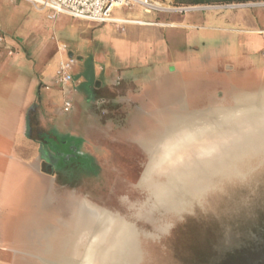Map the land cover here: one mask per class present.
Returning a JSON list of instances; mask_svg holds the SVG:
<instances>
[{
	"label": "crops",
	"instance_id": "1",
	"mask_svg": "<svg viewBox=\"0 0 264 264\" xmlns=\"http://www.w3.org/2000/svg\"><path fill=\"white\" fill-rule=\"evenodd\" d=\"M159 1L173 5L174 0ZM10 3L16 5L12 21L3 24L0 19L5 37L0 45V77L4 76L0 81V192L5 191L8 177L22 173L28 188L38 190L34 201L39 206L52 200L56 186H67L49 156L50 145L60 142L62 135L71 136L76 130L103 146L131 147L142 134L138 128L164 127L181 110L212 108L213 94L208 89L219 85L216 79L240 80L238 72L243 71L248 46L241 39L226 43L219 56L205 57L191 48L178 57L166 38L165 31L178 26L163 18L169 13L116 9L112 17L128 24L98 25L68 16L51 21L48 11H39L26 0ZM20 5L27 7L28 14L20 13ZM244 9L220 16L213 11L206 21L232 25L225 29L231 35L246 32L262 37L264 13ZM46 12L50 22L42 18ZM31 13L34 19L29 26L23 22L16 26L17 15L24 20ZM245 26L255 27L245 30ZM258 47L264 48V40ZM8 50L14 54L9 56ZM65 57L77 61L73 81L58 85L55 72ZM30 69L33 76L27 77ZM66 101L72 104L68 113L63 111ZM118 126L125 133L118 132ZM41 222L37 220V229L43 228Z\"/></svg>",
	"mask_w": 264,
	"mask_h": 264
},
{
	"label": "rangeland",
	"instance_id": "2",
	"mask_svg": "<svg viewBox=\"0 0 264 264\" xmlns=\"http://www.w3.org/2000/svg\"><path fill=\"white\" fill-rule=\"evenodd\" d=\"M15 6L10 0H0V19L3 24L12 21L11 15ZM33 7L36 8L34 5ZM19 9L22 15L28 14L24 5H20ZM244 10L255 15L264 13V8L259 7ZM213 11L219 12L220 16L231 10L209 9L164 15L163 18L178 24L165 31L166 38L178 57L190 52L191 48L196 54L205 57L211 53L219 56L226 43L234 39L243 40L248 47L245 48L243 71L238 72L241 74L240 80L231 78L234 81L225 91H220V85H212L208 90L213 94V108L225 107L226 103L228 107H232L236 100L241 98L237 103L243 102L248 109L246 114L250 113L252 119L258 121L264 114V48L258 47L264 40V35L249 36L246 32L231 35L233 33L225 29H230L232 25L206 21ZM33 15L31 13L30 18L24 20L23 16L17 15L14 20L16 26L22 22L23 25L29 26L33 22ZM42 18L47 19V12L42 14ZM251 27L255 26H245L244 29ZM242 28L235 29L240 31ZM231 67L228 65L226 68ZM11 72L14 73L13 70ZM33 72L30 69L25 74L32 77ZM3 77H0V81ZM219 94L222 96L219 97ZM252 95L256 96L247 97ZM192 113L193 110H181L164 127H143V130L138 128L142 134L135 137L139 141L134 143L135 148L124 144L125 147L116 146V149L103 146L90 137L82 136L76 130H72L71 136L62 135L60 142L54 141L50 145L49 156H53V164L56 170L63 174L67 186H56L52 192V200L42 202L40 206L34 201L39 192L32 190L31 186L28 188L25 183L26 175L15 173L8 177L5 191L0 192V264H59L63 258L76 259L82 248L75 236L80 231L82 216L88 208H100L110 213L120 212L127 217L136 215V210L149 199L142 177L151 163L149 151L156 147L162 135L163 151L158 150L160 153H157L156 157L164 154L168 158L175 152L185 151L190 142L202 134L207 135L210 128L223 130L227 127L224 133L236 134L238 112H221L220 119L213 123H196L194 116L190 115ZM246 114L243 119L247 121L250 116ZM177 129L184 130L185 134H179ZM116 130L125 133L123 127ZM126 130L129 132V128ZM227 141L226 145L220 147L221 156L226 155L228 146L236 145L237 142L242 143V153L255 149V143L247 137V132L242 140ZM210 162L213 161L191 157L175 166L172 171L188 172L192 175L200 172L202 168L208 170ZM158 168L162 172L161 162L158 163ZM256 174L259 176L251 175V178L241 182H221L194 207L193 216L175 224L170 234L162 240L146 243L141 264H211L212 257L223 248L237 250L233 254L228 252L229 260L232 261L228 262L230 264H258L262 258L257 253L254 241H257L264 229V167ZM155 180L159 183L165 182L162 177L156 176ZM74 183L77 184L75 188L68 185ZM194 183L195 187L200 188L205 184ZM37 220L42 221L43 228H36ZM145 230L151 231L152 228L147 226ZM226 233L230 236L229 246L225 245ZM245 257L248 259L245 260Z\"/></svg>",
	"mask_w": 264,
	"mask_h": 264
},
{
	"label": "water",
	"instance_id": "3",
	"mask_svg": "<svg viewBox=\"0 0 264 264\" xmlns=\"http://www.w3.org/2000/svg\"><path fill=\"white\" fill-rule=\"evenodd\" d=\"M256 95L247 97L251 98ZM221 96L219 94V97ZM240 100L237 99L232 107H212L203 112L195 111L190 114L194 116L196 123H213L220 119L221 112L227 110L238 112L236 134L224 133L227 127L223 130L222 128L219 130H214V127L210 128L207 135L202 134L198 139L190 142L189 148L186 147L185 151L175 152L168 158L164 154L156 157L157 153L163 151L162 135L156 147L149 151L151 163L142 177L148 192V201L138 209L139 211L136 210V215L133 214L131 217L120 212L110 213L100 208L86 209L82 216L80 231L75 236L80 242L82 251L76 259L63 258L59 264H141L146 243L162 240L170 234L175 224L188 216H193L194 207L200 204L203 197L217 188L221 182L225 180L241 182L251 178V175L258 177L256 173L264 167V114L258 121L252 119L250 113L246 114L248 109L245 108L243 102L237 103ZM245 114L250 116L247 121L243 119ZM245 132H247V137L255 143V149L242 153V143L237 142L236 145L228 146V152L226 155L224 153L225 156L220 155V147L226 145L228 139L242 140ZM158 150L160 152H157ZM191 157L199 160L211 159L213 162L208 164V170L202 168L200 172L192 173V175L188 172L174 173L172 171L175 166ZM159 162H161L162 172L158 168ZM156 176L164 178L165 182H157ZM194 182H205V187H195ZM147 226H150L152 230H145ZM225 239V245L229 246L228 233ZM256 240L254 242L257 253L262 258L258 264H264V229ZM230 250L228 248L219 249L217 255L212 257L211 264L232 262L229 260V254L237 250Z\"/></svg>",
	"mask_w": 264,
	"mask_h": 264
},
{
	"label": "built area",
	"instance_id": "4",
	"mask_svg": "<svg viewBox=\"0 0 264 264\" xmlns=\"http://www.w3.org/2000/svg\"><path fill=\"white\" fill-rule=\"evenodd\" d=\"M34 5L39 11H48V19L57 20L60 16H68L73 19L83 20L98 25L112 24L122 26L129 21L116 19L112 13L116 9L127 8L133 10L136 8L144 10L146 13H192L195 11H204L209 9L238 10L243 8H264V2L249 4H232L221 6H186L175 7L174 5L159 0H26ZM0 22V45H4L5 37L2 32ZM63 47L62 51L66 52ZM14 52L8 50V55L12 56ZM77 64L75 58H62L55 72V80L58 85H67L73 81L72 71ZM120 80H118V83ZM46 90H50L49 87ZM72 104L66 101L63 111L70 112Z\"/></svg>",
	"mask_w": 264,
	"mask_h": 264
},
{
	"label": "trees",
	"instance_id": "5",
	"mask_svg": "<svg viewBox=\"0 0 264 264\" xmlns=\"http://www.w3.org/2000/svg\"><path fill=\"white\" fill-rule=\"evenodd\" d=\"M259 2H264V0H174L173 5L175 7L221 6V5H232V4L259 3Z\"/></svg>",
	"mask_w": 264,
	"mask_h": 264
},
{
	"label": "flooded vegetation",
	"instance_id": "6",
	"mask_svg": "<svg viewBox=\"0 0 264 264\" xmlns=\"http://www.w3.org/2000/svg\"><path fill=\"white\" fill-rule=\"evenodd\" d=\"M216 81L219 82L218 84L220 85V89H221L220 91H222L223 89L225 91V90H227L228 86H230L231 82L234 81V80H232L231 78H229L228 80H225L224 78H221V79L219 78V79H216ZM217 82H216V84H217ZM224 106L228 107V104L226 103V104H224ZM131 147L135 148V145L133 144Z\"/></svg>",
	"mask_w": 264,
	"mask_h": 264
},
{
	"label": "bare ground",
	"instance_id": "7",
	"mask_svg": "<svg viewBox=\"0 0 264 264\" xmlns=\"http://www.w3.org/2000/svg\"><path fill=\"white\" fill-rule=\"evenodd\" d=\"M187 127H189V126H187ZM187 127H186V128H187ZM186 128H185V130H186ZM204 128H206V127H204ZM187 129H189V128H187ZM190 129H191V128H190ZM174 130H175V129H174ZM177 130H179V134H182V133L185 134L184 130H182V129H177ZM189 131H190V130H189ZM176 132H177V131H176ZM174 133H175V132H174ZM174 133H173V134H174ZM190 133H191V131H190ZM190 133H189V134H190ZM192 133H193V132H192ZM192 133H191V134H192ZM184 134H183V135H184ZM187 134H188V133H187ZM183 135H182V136H183ZM184 136H185V135H184ZM184 136H183V137H184ZM189 136H191V135H189ZM189 139H190V137H189ZM190 140H191V139H190ZM172 141H173V140H172ZM172 141H171V142H172ZM179 141H181V140H179ZM181 142H182V141H181ZM178 144H179V143H178Z\"/></svg>",
	"mask_w": 264,
	"mask_h": 264
}]
</instances>
